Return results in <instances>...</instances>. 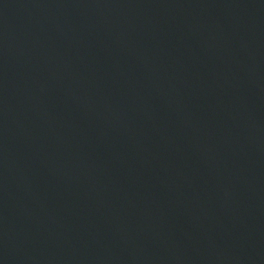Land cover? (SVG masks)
<instances>
[{"label":"water","instance_id":"water-1","mask_svg":"<svg viewBox=\"0 0 264 264\" xmlns=\"http://www.w3.org/2000/svg\"><path fill=\"white\" fill-rule=\"evenodd\" d=\"M0 264H264V0H0Z\"/></svg>","mask_w":264,"mask_h":264}]
</instances>
